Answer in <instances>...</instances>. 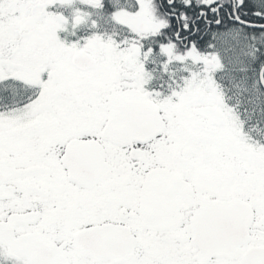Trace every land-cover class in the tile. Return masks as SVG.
Masks as SVG:
<instances>
[{
  "label": "snow or ice",
  "instance_id": "1",
  "mask_svg": "<svg viewBox=\"0 0 264 264\" xmlns=\"http://www.w3.org/2000/svg\"><path fill=\"white\" fill-rule=\"evenodd\" d=\"M0 264H264V0H0Z\"/></svg>",
  "mask_w": 264,
  "mask_h": 264
}]
</instances>
